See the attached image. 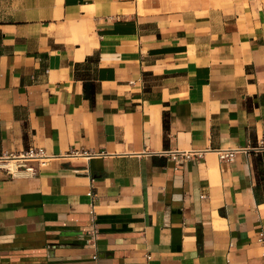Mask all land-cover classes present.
I'll return each mask as SVG.
<instances>
[{
    "label": "crops",
    "instance_id": "crops-1",
    "mask_svg": "<svg viewBox=\"0 0 264 264\" xmlns=\"http://www.w3.org/2000/svg\"><path fill=\"white\" fill-rule=\"evenodd\" d=\"M261 137L264 0H0V264H264Z\"/></svg>",
    "mask_w": 264,
    "mask_h": 264
},
{
    "label": "built area",
    "instance_id": "built-area-1",
    "mask_svg": "<svg viewBox=\"0 0 264 264\" xmlns=\"http://www.w3.org/2000/svg\"><path fill=\"white\" fill-rule=\"evenodd\" d=\"M136 1V0H135ZM256 151L264 150V137L257 140L254 147ZM238 149H219L217 150L218 157L221 161L230 162L234 159ZM204 150H191V151H171L170 157L174 160L179 158H190L191 156L201 157ZM49 158L43 148L30 146L27 149L19 152L4 153L0 156V169L4 170L9 175L13 176L19 171H27L30 174H35L37 169L29 165L30 162L36 161L38 164L42 165ZM93 213V211H92ZM91 223H93L92 230L90 232L91 238L95 239L97 236V229L94 224V215L92 214ZM259 241H262V234L259 235ZM96 258V255H93ZM147 260L150 259V255H146ZM1 261V255H0ZM147 264H149L147 262Z\"/></svg>",
    "mask_w": 264,
    "mask_h": 264
}]
</instances>
